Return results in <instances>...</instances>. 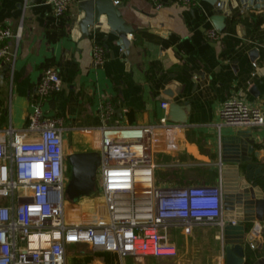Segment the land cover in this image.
<instances>
[{
	"label": "crops",
	"instance_id": "0c3cea01",
	"mask_svg": "<svg viewBox=\"0 0 264 264\" xmlns=\"http://www.w3.org/2000/svg\"><path fill=\"white\" fill-rule=\"evenodd\" d=\"M76 2L58 16L47 0H0V28L21 31L18 41L12 40L13 63L0 60V130L25 127L42 70L51 65L61 83L43 109L46 115L64 117L66 154L97 149L99 103L107 99L114 106V122L146 124L165 117L168 127L156 133L154 176L161 186L219 184L220 137L234 129L253 131L264 156V123L235 126L220 118L222 104L232 97L260 106L264 113V7H231L219 30L211 19L217 5L207 0L196 5L167 0L159 8L151 0H119L125 22L133 27L124 47L117 35L97 26L90 27L88 36L73 35L68 23L77 13ZM61 25L64 32L53 35ZM210 25L221 33L216 41L204 35ZM94 41L106 50L101 65L92 60ZM253 48L258 52L251 58ZM161 101L168 106L177 102L186 121L170 119ZM26 134L38 138L35 132ZM99 195L87 193L77 202ZM181 229L172 228L175 254L131 256L128 262L115 250L68 243L66 264H226L220 223ZM248 238L245 247L254 252L264 236L246 231Z\"/></svg>",
	"mask_w": 264,
	"mask_h": 264
},
{
	"label": "built area",
	"instance_id": "2783aa9c",
	"mask_svg": "<svg viewBox=\"0 0 264 264\" xmlns=\"http://www.w3.org/2000/svg\"><path fill=\"white\" fill-rule=\"evenodd\" d=\"M47 1L58 16L64 15L72 2ZM166 1L151 0L156 8ZM176 1L198 4V0ZM204 35L216 41L221 33L210 25ZM20 36V29L0 28V60L13 63L16 51L12 40L18 41ZM91 53L95 65L106 59L99 41H94ZM60 83L58 70L51 65L44 67L25 127L9 125L0 130V264H66L68 243H88L121 255L175 254L177 245L169 238V227L190 231L194 226L222 222L220 183L156 185V133L159 127H168L165 117L146 124L114 122V106L107 99L99 103L102 123L94 174L103 210L89 221L81 219L73 207L79 203L65 194L64 117L46 115L43 109ZM160 104L168 106L167 101ZM220 118L222 123L235 126L264 123L260 106L235 97L222 104ZM27 132L37 133L38 138H27Z\"/></svg>",
	"mask_w": 264,
	"mask_h": 264
},
{
	"label": "water",
	"instance_id": "95a60500",
	"mask_svg": "<svg viewBox=\"0 0 264 264\" xmlns=\"http://www.w3.org/2000/svg\"><path fill=\"white\" fill-rule=\"evenodd\" d=\"M217 3V12L211 16L214 25L221 30L228 10L240 4L242 7H264V0H207ZM77 13L69 20L73 35L88 36L90 27L97 26L118 36V43L128 47L127 33L133 31L125 22L120 4L114 0H77ZM257 48L251 51L256 56ZM4 73L0 72V83ZM256 86L252 87V91ZM178 103L170 102L169 118L185 122L186 117L178 111ZM260 142L253 131L234 129L220 137L219 169L222 189V222L220 223L224 243L226 264H243L250 254L245 247V232L258 231L264 236V156L257 148ZM95 150L73 151L66 154L70 179L66 192L71 199L91 193L96 194L94 174L98 164ZM259 224V225H258ZM250 264H264V238L256 244ZM244 258V259H243Z\"/></svg>",
	"mask_w": 264,
	"mask_h": 264
},
{
	"label": "rangeland",
	"instance_id": "374dc122",
	"mask_svg": "<svg viewBox=\"0 0 264 264\" xmlns=\"http://www.w3.org/2000/svg\"><path fill=\"white\" fill-rule=\"evenodd\" d=\"M67 164V162H66ZM70 170L69 168L66 167V170L64 172V176H65V180H64V183H65V189L67 187V184L69 182V179H70ZM156 185L160 186L161 184H159V182L156 180L155 181ZM79 199V198H78ZM78 199H76L75 201H78ZM73 200V199H71ZM70 202H73V201H70ZM72 206V205H71ZM74 208H77L79 210V215H80V218L85 220V221H89L92 219V217L95 216V213L100 209L101 211L103 210V202H102V198L101 196H96L94 198L92 197H87L86 200H82V202H80V204L78 206H74ZM79 218V219H80ZM182 230V229H181ZM162 231V229H161ZM168 234H169V238H173L174 237V234H173V231H172V227H169L168 228ZM131 256L133 255H130V254H125L124 257H125V260H127L128 262H130V260L132 258H130ZM72 258L69 257V261L71 260Z\"/></svg>",
	"mask_w": 264,
	"mask_h": 264
},
{
	"label": "trees",
	"instance_id": "16d2710c",
	"mask_svg": "<svg viewBox=\"0 0 264 264\" xmlns=\"http://www.w3.org/2000/svg\"><path fill=\"white\" fill-rule=\"evenodd\" d=\"M260 21V20H259ZM259 21L257 23H259ZM63 27V28H62ZM64 32V26L61 25V27H58L53 33V35H60ZM254 254L252 252H250V254H248L246 256V260H245V264H250L253 260Z\"/></svg>",
	"mask_w": 264,
	"mask_h": 264
},
{
	"label": "flooded vegetation",
	"instance_id": "af4514ba",
	"mask_svg": "<svg viewBox=\"0 0 264 264\" xmlns=\"http://www.w3.org/2000/svg\"><path fill=\"white\" fill-rule=\"evenodd\" d=\"M66 167L69 168L68 164H66ZM70 170V169H69Z\"/></svg>",
	"mask_w": 264,
	"mask_h": 264
}]
</instances>
